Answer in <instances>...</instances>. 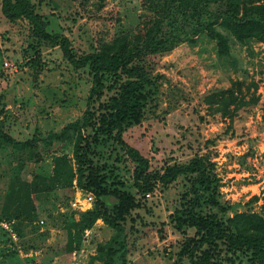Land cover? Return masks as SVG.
<instances>
[{
	"label": "rangeland",
	"instance_id": "374dc122",
	"mask_svg": "<svg viewBox=\"0 0 264 264\" xmlns=\"http://www.w3.org/2000/svg\"><path fill=\"white\" fill-rule=\"evenodd\" d=\"M39 1L47 30L67 36L79 55L117 36L135 42L145 31L153 0ZM28 26L24 18L9 20L0 11V219L17 236L13 242L0 226V264H191L179 248L193 229L176 230L169 216L185 188L181 176L145 194L143 206L131 211L134 220L127 218L120 230L99 217L80 231L71 225L83 211L70 204L77 191L94 199L76 182V172L66 181L62 166L66 160L75 170L73 141L89 132L82 115L91 76L85 68L74 69L57 44L33 41ZM225 37L226 54L217 53L215 39L204 31L165 50L144 48L136 61L150 77L147 97L139 121L122 131V139L152 168L165 160L208 155L218 178L216 198L227 209L204 204L201 210L223 217L258 211L264 197V42ZM3 59L15 70L5 68ZM227 87L235 100L222 112L228 99L213 92ZM108 94L93 102L95 114ZM90 158L106 182L114 179L138 195L134 163L113 139L94 145ZM66 227L79 235L69 251L63 249ZM97 245L116 249L111 263Z\"/></svg>",
	"mask_w": 264,
	"mask_h": 264
},
{
	"label": "trees",
	"instance_id": "16d2710c",
	"mask_svg": "<svg viewBox=\"0 0 264 264\" xmlns=\"http://www.w3.org/2000/svg\"><path fill=\"white\" fill-rule=\"evenodd\" d=\"M39 2L0 0V11L9 20L24 18L33 41L57 44L74 69L85 68L91 76L82 115V125L89 126V132L78 133L73 141L75 170L66 160L62 166L66 181L69 183L76 172V182L91 191L94 199L91 207L81 211L78 220L71 225L80 231L99 217L120 230L127 218L134 220L131 211L143 206L145 193L181 176L186 181L185 188L179 195L178 206L169 215L170 221L173 228L182 233L187 228H192L193 232L181 241L180 256L191 264H264V197L258 211H235L225 217L202 211L204 204L220 211L227 209L216 198L218 178L215 163L208 155L194 154L185 161L165 160L158 168H152L144 155L122 139L124 125L139 121L147 97L145 87L150 84V77L144 65L136 61L144 48L150 52L165 50L179 41L191 40L198 31L215 39L218 54L228 52L225 33L237 40L256 38L264 42V0H153L145 31L135 42L117 36L79 55L72 51L67 36L47 30L48 20L38 11ZM29 45L37 52L32 42ZM30 61L39 63L36 57ZM105 93L109 94L98 102L100 111L95 114L90 108ZM213 95L228 99L221 106L222 112L235 100L231 87L218 89ZM108 138L120 145L134 163L132 185L138 195L119 187L122 183L114 179L106 182L102 169L91 163L93 146ZM107 196L114 197L115 201H108ZM74 238L79 240L78 232L70 233V228L66 227L63 249L69 251ZM115 250L111 245H97V252H105V261L110 263Z\"/></svg>",
	"mask_w": 264,
	"mask_h": 264
},
{
	"label": "built area",
	"instance_id": "2783aa9c",
	"mask_svg": "<svg viewBox=\"0 0 264 264\" xmlns=\"http://www.w3.org/2000/svg\"><path fill=\"white\" fill-rule=\"evenodd\" d=\"M2 63H3V66L5 68H8L9 70H11V69L15 70V67H12L13 66L12 62H10L9 60L3 59ZM145 194H148V193H145ZM85 201L88 202L87 203L88 205L85 207H82V205L84 204ZM89 203H92V200L91 199H90V201L87 200L85 193H83L81 190L77 191L76 196H73L71 201H70V204H71V206H73V208L79 207L80 210H84L86 208H89ZM39 222H42V220L39 219ZM0 226L3 227V229L5 231H7L8 235L12 238L13 242H15L17 239L16 232L14 231V229L10 225V223L6 220L0 219ZM19 251H20V249H19Z\"/></svg>",
	"mask_w": 264,
	"mask_h": 264
},
{
	"label": "water",
	"instance_id": "95a60500",
	"mask_svg": "<svg viewBox=\"0 0 264 264\" xmlns=\"http://www.w3.org/2000/svg\"><path fill=\"white\" fill-rule=\"evenodd\" d=\"M106 199H107L108 201H110V202H114V201H115V198H114V197H109V196H107Z\"/></svg>",
	"mask_w": 264,
	"mask_h": 264
}]
</instances>
